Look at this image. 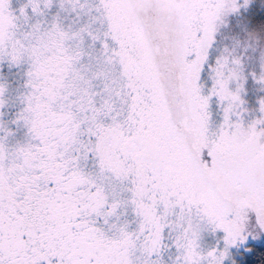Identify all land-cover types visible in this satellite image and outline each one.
<instances>
[{
	"label": "snow or ice",
	"instance_id": "1",
	"mask_svg": "<svg viewBox=\"0 0 264 264\" xmlns=\"http://www.w3.org/2000/svg\"><path fill=\"white\" fill-rule=\"evenodd\" d=\"M0 264H264V0H0Z\"/></svg>",
	"mask_w": 264,
	"mask_h": 264
},
{
	"label": "rangeland",
	"instance_id": "2",
	"mask_svg": "<svg viewBox=\"0 0 264 264\" xmlns=\"http://www.w3.org/2000/svg\"><path fill=\"white\" fill-rule=\"evenodd\" d=\"M245 43H247V44H248L249 46H251V47H254L256 41H255V40H251V41H249V40H247V39H244V40L242 41V43H241V47H243Z\"/></svg>",
	"mask_w": 264,
	"mask_h": 264
}]
</instances>
